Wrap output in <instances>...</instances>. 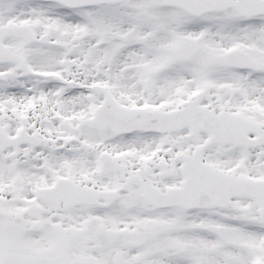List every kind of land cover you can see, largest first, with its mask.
I'll return each mask as SVG.
<instances>
[{"label":"snow or ice","instance_id":"snow-or-ice-1","mask_svg":"<svg viewBox=\"0 0 264 264\" xmlns=\"http://www.w3.org/2000/svg\"><path fill=\"white\" fill-rule=\"evenodd\" d=\"M0 264H264V0H0Z\"/></svg>","mask_w":264,"mask_h":264}]
</instances>
